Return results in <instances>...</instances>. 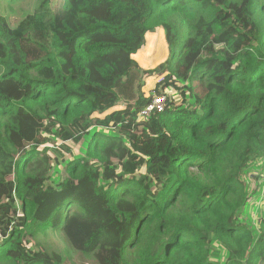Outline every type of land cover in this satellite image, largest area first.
Masks as SVG:
<instances>
[{"label":"trees","instance_id":"16d2710c","mask_svg":"<svg viewBox=\"0 0 264 264\" xmlns=\"http://www.w3.org/2000/svg\"><path fill=\"white\" fill-rule=\"evenodd\" d=\"M258 160L264 0H0V264H264Z\"/></svg>","mask_w":264,"mask_h":264},{"label":"rangeland","instance_id":"374dc122","mask_svg":"<svg viewBox=\"0 0 264 264\" xmlns=\"http://www.w3.org/2000/svg\"><path fill=\"white\" fill-rule=\"evenodd\" d=\"M103 16H106L105 12H102ZM135 35H137V31H133ZM163 31L158 30L155 33H146L145 35V44L143 45L142 49L135 55V57L139 60V62L145 67V68H155L159 63L164 61L167 58L168 55V49L165 45L164 38H163ZM160 76H153L148 78L147 82L148 84L145 86L146 93H150L154 90L155 84L157 81H159ZM158 98L160 96H157ZM120 106V105H117ZM115 106V107H117ZM72 149L75 150L76 154H80L84 149L85 145L76 146L74 144H71ZM58 166V165H56ZM247 176H249L253 172H257L260 175L264 174V163H261L259 160L258 162L254 163L253 167L249 169ZM250 172V173H249ZM60 173V168L56 167L54 175ZM264 179V178H263ZM257 181H259V177L253 178L250 180L251 187H255L257 184ZM264 188V185L262 186ZM260 195V199H257V196ZM255 203L251 204V213L255 215L258 214V209L261 207L264 208V197L261 199V190L255 194ZM46 236H43V239H46ZM51 246L57 247V249H62L64 246V243L61 240L60 235L51 234L50 243ZM58 245V246H57ZM224 258V257H223Z\"/></svg>","mask_w":264,"mask_h":264},{"label":"built area","instance_id":"2783aa9c","mask_svg":"<svg viewBox=\"0 0 264 264\" xmlns=\"http://www.w3.org/2000/svg\"><path fill=\"white\" fill-rule=\"evenodd\" d=\"M165 105V96H160L159 98L155 96L153 102L140 112V117L147 121L151 117L153 111H163L165 109Z\"/></svg>","mask_w":264,"mask_h":264}]
</instances>
